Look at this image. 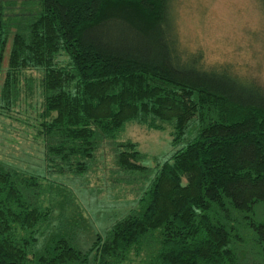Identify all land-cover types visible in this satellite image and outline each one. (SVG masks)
Listing matches in <instances>:
<instances>
[{"label": "trees", "instance_id": "1", "mask_svg": "<svg viewBox=\"0 0 264 264\" xmlns=\"http://www.w3.org/2000/svg\"><path fill=\"white\" fill-rule=\"evenodd\" d=\"M6 2L0 105L15 102L23 69L41 71L45 167L0 160V264H125L143 251V264H264V85L182 49L169 0H37L15 22ZM129 120L171 123L172 145L192 132L148 174L135 141L113 140ZM106 139L148 182L84 249L45 231L43 179L85 173Z\"/></svg>", "mask_w": 264, "mask_h": 264}, {"label": "rangeland", "instance_id": "2", "mask_svg": "<svg viewBox=\"0 0 264 264\" xmlns=\"http://www.w3.org/2000/svg\"><path fill=\"white\" fill-rule=\"evenodd\" d=\"M6 1L3 16L15 22L32 10L37 0ZM168 20L175 22L181 48L201 52L206 66L223 65L264 85V0H169ZM14 25L11 23L10 30ZM40 77L37 69H23L15 102L9 108L0 105V160L34 172L45 167V146L37 134L42 108ZM172 130L169 122L155 128L129 120L114 133L113 140L135 141L142 152L140 161L152 174L170 150L180 147L192 132L188 130L172 145ZM45 172L49 177L43 179L46 190L41 200L49 206L51 218L50 223L42 224L45 231H65L84 249L96 233L104 235L114 219L135 205L148 182L139 171L120 169L110 139L101 142L85 173ZM259 207L261 210L262 205ZM43 234L50 232H42L41 241ZM131 255L132 260L125 264H143L138 257L144 256V251Z\"/></svg>", "mask_w": 264, "mask_h": 264}]
</instances>
